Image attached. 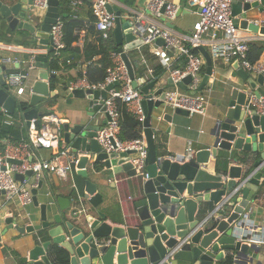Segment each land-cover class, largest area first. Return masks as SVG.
Instances as JSON below:
<instances>
[{"label":"water","instance_id":"water-1","mask_svg":"<svg viewBox=\"0 0 264 264\" xmlns=\"http://www.w3.org/2000/svg\"><path fill=\"white\" fill-rule=\"evenodd\" d=\"M32 4L33 0H0V23L11 30L34 34L40 41V48H46L49 46L48 32L61 16L60 0H49V8L40 22L34 18ZM109 8L116 12V52L121 54L134 87L139 88L144 96L145 119L142 124L148 145V178L142 181L140 193L133 203V212L119 217L120 222L115 225L109 223L107 214L100 209L104 190L90 179L81 192L73 188L70 198L62 196L60 191L51 190L41 202L38 191L44 187L42 179L37 187L31 189L33 203L40 208V223H32L30 214L19 220L10 217L6 219L8 226L0 231V241L12 228L23 236L31 235L33 245L28 250L25 264H58L52 254L56 247L69 253L67 264H219L227 259H231L232 264H253L250 251L255 246L243 241L244 237L239 236L237 228L245 225L248 216L245 210L255 200L264 176V114L247 105L252 96H264V72H249L241 67L239 61H235L234 75L239 76L244 85L234 87L228 107L216 118L212 130L217 137L216 144L193 151L188 159L186 155L166 157L157 150V131L152 126L154 109L164 105L165 88L153 90L156 80L147 82L145 78H138L135 71L138 64L131 60L128 53L144 44L137 30L143 24L132 20L137 11H129L130 16L125 20L118 4L109 5ZM254 10L259 16L264 15V0L235 2L232 15L238 27L259 32L264 43V18L256 20L252 14ZM181 12L182 9L178 14ZM156 43L164 45V40L158 39ZM198 49L207 61L200 85L202 91L213 73V62L203 45ZM174 51V47H169V54ZM3 58L0 53V110L5 109L11 115L20 113L30 127L33 119L47 113L42 107L48 106L49 101L60 94L50 82L58 77L49 72L46 57L36 56L38 80L30 87L28 98L22 100L7 89L9 71ZM190 81L191 76H187L179 85L187 89ZM117 85L114 83L104 90H93L70 89L71 83H68V97L88 99L90 107L87 111L82 108L74 111L62 130L63 141L73 148L74 153L82 150L96 154V160L103 161L106 169L112 170L115 175L127 173L129 177H136L139 174L132 161L135 151L107 154L101 151L97 140L98 131L110 119L103 106L104 100L108 91ZM100 96L101 101L98 100ZM23 104L27 108H23ZM98 111L106 115L102 122L97 117ZM174 112L189 115L183 108H175ZM166 119L171 120V115H166ZM220 149L231 153L229 162H237L241 158L243 165L234 164L220 173H209L204 164L210 155L218 157ZM232 150L249 154L236 155ZM89 159L86 154L79 157L77 167L81 169L78 174L84 177H88L84 168ZM9 161L22 162L18 159ZM32 174V170L25 175L17 173L16 179L23 181L24 176L31 177ZM54 176L58 179L56 174ZM252 189L255 192L251 193ZM207 202L214 209L223 204L217 218H212V215L196 216L198 210L205 209Z\"/></svg>","mask_w":264,"mask_h":264},{"label":"crops","instance_id":"crops-1","mask_svg":"<svg viewBox=\"0 0 264 264\" xmlns=\"http://www.w3.org/2000/svg\"><path fill=\"white\" fill-rule=\"evenodd\" d=\"M165 1L179 5L182 12L177 14L173 20H167L164 17H160L157 20L181 36L186 45H190V37L192 35L194 24L199 19L197 5H195L192 0ZM147 2L148 0H134L133 3H129L128 5L131 8L122 4L125 3L124 1L118 2V5L123 10L122 15L124 19L127 20L131 13L129 11L136 12L144 9ZM82 12L83 11H81L80 14L84 17L85 11ZM252 14L258 21L264 18V15H258L257 10L252 11ZM7 28L8 27L3 26L0 23V38L4 39L9 36L6 33ZM240 30L243 36L252 39L251 42L260 41L263 43V37L259 32L255 33L241 28ZM113 38L117 46L114 31ZM210 38V34L206 35L205 39L207 42L204 43V47L208 50L213 62V73L209 78L207 86L202 90V93L207 99L205 114H176L174 109L165 103L163 106L154 109L153 111L152 126L157 131L156 137L160 141L163 151L162 153L166 157L190 155L188 152L189 149L198 151L200 149L213 147L217 142V137L212 133L216 118L219 112L228 107V102L231 98L234 87L244 85L240 77L234 75L235 69L233 66L235 60H232L231 62L225 61L220 51L214 50L213 47L208 44V39ZM90 44H93L101 50L102 40L98 37L97 31H95V33H89V36L86 38L83 45L79 44L80 47L83 48L81 55L70 54L67 51H63L59 60V67L56 68L58 69V73L54 74L58 78L50 81L54 86V89L60 92L55 99H50L51 101L48 103V106L54 109H49V111L43 114L40 118L33 119L30 127L27 125V120L17 119L13 116L14 123L12 125L15 127H13L12 130H17L16 135H7L6 137H2V139L0 138V151L6 149L5 143L8 141L13 140L16 142H24L28 140L29 136L36 137L46 125L51 133H59L63 139L62 130L69 122L74 111L78 108H82L84 111L89 109L90 100L78 98L70 99L68 97L67 85L68 83H71L72 86L82 78L83 71L87 69L86 66L88 67L87 64L90 61L92 62L90 55L88 56L86 51L87 46ZM39 47L40 41L36 36L33 45L28 46L16 42L7 43L0 41V53L3 57L21 56L22 59H29L31 53L36 49H39ZM153 48V45L144 43L139 47L129 50L128 53L131 60L138 64V66L135 67L138 78H145L147 82L156 80L157 82L153 90L160 87H163L166 90L171 87L169 73L159 58L154 55ZM19 49H24L26 51H18ZM197 52L202 54L199 49H197ZM101 56L102 55L99 54L95 55L93 60L97 61ZM170 56V61L175 67H184L186 65L183 59L177 58L175 51L172 52ZM50 63L51 62L47 61L48 70L51 73V67H49ZM6 66L8 71H13L26 68L27 64L24 62H8ZM158 66H162L165 69L162 74L157 73L156 68ZM206 69L207 61L205 59L203 76L206 73ZM38 73V68L29 72V78L26 81L28 90L33 83L38 80ZM181 89L187 91V89H183L182 87ZM27 98L28 93L21 97L22 100ZM98 100L101 101L102 96H100ZM166 115H171L172 119H166ZM97 117L100 122L106 119L105 113L101 111H98ZM38 123L40 124V127H37ZM63 142L64 141L62 140L61 143H55L51 147H32L31 156L35 160H49L60 151L61 146L65 143ZM67 146L69 145L67 144ZM69 147L74 153L73 148L71 146ZM232 153H235L236 155L237 153H240V155L249 154L247 152H239L236 150H232ZM74 154L79 157L86 154L90 158L84 168L88 171V177L78 174V170L81 169L78 167L74 172L73 178L68 177L63 179L58 177V179H55L54 174H48L44 178V187L38 191L39 200L43 202L51 190L56 192L60 191L62 196L70 198L71 191L72 193L74 191L73 188H76L81 192L86 181L90 179L99 184L104 190L105 197L103 203L100 205V209L107 214L109 223L115 225L120 222L118 220L119 217L121 218L126 214L132 213L134 200L140 193V187L144 180L142 175L136 177H129L127 173L115 175L112 170L106 169V165L103 161L96 160V154L82 150H78V152ZM230 154L229 151L220 149L218 157L210 155L208 162L204 164V168L209 173L217 174L230 165H243L244 162L241 161V158L240 161L229 162L228 158L230 157ZM97 162H101L100 170L95 168ZM253 191L255 192V190L252 189L251 193H253ZM205 209L198 210L196 216L200 218H203L206 215L210 216L214 211V206L207 202L205 203ZM245 211L248 216L245 218V225L237 228L239 230V236L244 237L243 241L255 246V248L250 251L251 256L254 258L253 264H264V176L261 179L260 188L256 192L255 200L249 203V209H246ZM219 212L213 214L212 218H217ZM28 214L32 215V223H40L41 213L39 206H36L34 203L22 206L16 201H7L4 194H0V231L8 226L6 219L11 217L14 220H19L20 217L27 216ZM30 236H23L14 228L9 229L8 233L0 241V264H25L28 250L33 245ZM219 264H223V262Z\"/></svg>","mask_w":264,"mask_h":264},{"label":"built area","instance_id":"built-area-1","mask_svg":"<svg viewBox=\"0 0 264 264\" xmlns=\"http://www.w3.org/2000/svg\"><path fill=\"white\" fill-rule=\"evenodd\" d=\"M198 7L199 19L194 24L190 45H186L183 38L176 34L171 28L159 22L157 19L164 17L167 20H173L180 10V6L174 3H168L165 0H148L146 7L137 11L132 19L134 23H142L139 31V37L145 44L153 45V53L159 58L163 66L169 73L171 87L165 90L164 103L171 108L186 109L190 115L205 114L207 99L200 90L203 79V67L205 58L197 52L199 46H204L207 42L206 35H211L208 39L214 50L220 51L225 61H239L241 67L249 72H264V61L254 66L247 58L250 49L251 38L241 34L240 27L236 25L235 18L232 15V6L235 2L253 3L259 0H192ZM118 4L116 0H94L92 12L95 20L92 24L101 40H108L116 28V12L111 11L109 5ZM84 0H71L69 8L71 15L75 19L80 18V13L84 7ZM49 8V0H33L31 10L34 18L40 22ZM148 12V13H147ZM91 25L84 24L76 28V35L80 37L79 44L83 45L89 36ZM49 35V46L36 49L31 53L29 59H22L21 56L4 57L5 62L27 64L26 68L21 70L9 71L6 78L7 89L16 97L21 98L28 93L26 81L29 78V72L37 68L36 56L41 55L51 62L53 59L60 60L66 43L64 41V21L61 16L52 24ZM164 40V45L159 46L156 41ZM50 46L53 50L50 51ZM174 47L177 58L183 59L186 63L184 67H175L170 61L171 56L168 52L169 47ZM26 51L19 49L18 51ZM112 65L107 68L105 79L97 84L90 83L86 78V70L83 71V77L75 82L73 88H84L93 90H104L108 85L118 83L108 91V96L104 100L106 113L109 115L108 123L98 131L97 140L101 151L107 154L135 151L133 164L139 175L143 179L148 178L146 172V159L148 157V145L144 131L139 138L133 140H122L121 122L123 118V109L132 113L142 123L145 119V111L142 105L144 98L139 88H135L133 80L129 74L128 68L121 57V54L112 51ZM91 64V61L87 64ZM87 68V66H86ZM52 74H57L58 69L50 68ZM187 76H191V81L187 84V91H183L179 85ZM250 109L264 114V96H252L248 102ZM5 113V124L14 123L13 115L7 110ZM62 137L59 133L50 132L47 125L39 134L29 136L28 141L12 142L8 141L6 149L0 151V191H3L7 201H16L22 206L33 203V193L31 189L37 187L40 180L48 174H56L60 178H73L77 169L79 156L75 155L67 144L61 146L60 151L49 160H35L31 156V148L51 147L55 143H61ZM191 155L193 150L189 149ZM190 155H186L187 159ZM9 159H18L21 163H11ZM32 170L31 177L24 176V180L16 179V174L25 175L27 171ZM219 205L214 209L213 214H217L223 206Z\"/></svg>","mask_w":264,"mask_h":264},{"label":"trees","instance_id":"trees-1","mask_svg":"<svg viewBox=\"0 0 264 264\" xmlns=\"http://www.w3.org/2000/svg\"><path fill=\"white\" fill-rule=\"evenodd\" d=\"M71 0H60V13L61 18L64 21V41L66 43V48L64 51L69 52L70 54H76L81 55L83 52V48L80 47L79 41L81 40L78 35H76L75 31L76 28L84 25L89 24L91 25L90 32L95 33V27L92 24V22L95 20V17L92 12V5L93 1L89 2L87 0H84V7L82 8V11H85V16L83 17L80 14L79 19H75L71 15V10L69 8V3ZM125 3H133L134 0H122ZM82 12V13H83ZM28 31L22 30L21 32H18L17 30H11L7 28V34L8 37L0 38V41H4L7 43H20L25 46H28L32 44V42L27 40H22L21 37H23L25 34H27ZM23 35V36H22ZM34 43V41H33ZM117 46L115 44V40L113 38V34L108 40H102V47L101 50H99L97 47H95L93 44H90L87 46V54L90 55V59H92L91 64L88 65L86 70V78L87 80L92 84H97L101 81H103L107 75V68L112 65L111 60V52L116 51ZM102 55L100 59L97 61L93 60V57L95 55ZM247 58L253 64L254 66L258 65L259 63L264 61V43L262 42H250V49L247 53ZM51 68H58L59 67V59H53L49 65ZM158 74H162L165 70L162 66H158L156 68ZM26 104H23V108H27ZM17 119H23L20 113H16L13 115ZM5 113L4 111L0 110V138L6 137L7 135H16L17 130H12L13 127L11 125L5 124ZM37 127H40V124L38 123ZM143 131V124L140 120H138L132 113L127 111L126 109H123V118L121 122V133L120 137L122 140H133L136 138H139ZM19 132V131H18ZM15 139V138H14ZM29 140V137H28ZM27 140V141H28ZM15 143H18L16 141H13ZM157 150L159 153L162 151V146L160 141L157 139L156 141ZM35 147V146H33ZM4 148V147H2ZM3 151V150H2ZM95 168L100 170L101 168V162H97L95 164ZM52 254L55 257V260L58 264H67L69 255L68 252L63 248H54L52 251ZM223 264H232L231 259H227L223 262Z\"/></svg>","mask_w":264,"mask_h":264},{"label":"rangeland","instance_id":"rangeland-1","mask_svg":"<svg viewBox=\"0 0 264 264\" xmlns=\"http://www.w3.org/2000/svg\"><path fill=\"white\" fill-rule=\"evenodd\" d=\"M22 30H18V32H21ZM23 36V35H22ZM21 39V41L24 39V40H27V41H30V42H32V44H30V45H33V41L35 40V35L34 34H31L30 32H27V34H25L23 37H21L20 38ZM43 108V110L45 111V112H48L49 111V109H54V108H51V107H49V106H44V107H42Z\"/></svg>","mask_w":264,"mask_h":264}]
</instances>
